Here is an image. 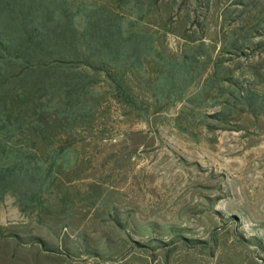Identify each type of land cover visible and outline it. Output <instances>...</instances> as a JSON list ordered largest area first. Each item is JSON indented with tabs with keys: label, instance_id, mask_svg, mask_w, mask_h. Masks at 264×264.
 Here are the masks:
<instances>
[{
	"label": "rangeland",
	"instance_id": "rangeland-1",
	"mask_svg": "<svg viewBox=\"0 0 264 264\" xmlns=\"http://www.w3.org/2000/svg\"><path fill=\"white\" fill-rule=\"evenodd\" d=\"M67 1L75 19L82 4L103 6L155 36L162 60L193 58L199 40L210 58L191 63L200 75L181 99L161 101L155 58L135 71L80 63L96 80L94 117L76 133L45 212L24 210L10 192L0 200V264H264V116L232 101L264 95V0ZM60 139L29 142L44 159Z\"/></svg>",
	"mask_w": 264,
	"mask_h": 264
},
{
	"label": "trees",
	"instance_id": "trees-1",
	"mask_svg": "<svg viewBox=\"0 0 264 264\" xmlns=\"http://www.w3.org/2000/svg\"><path fill=\"white\" fill-rule=\"evenodd\" d=\"M133 25L103 6L82 4L75 19L67 0H0V200L10 192L24 210L45 212L60 169L71 166L76 133L88 127L96 111V80L80 71V63L94 71H135L155 58L162 70L155 81L156 101L181 99L199 78L191 63L210 58L205 42L191 46L197 52L189 60H162L155 36L134 31ZM110 79L124 105L138 110L134 95L116 76ZM232 101L264 116V95L244 90ZM52 132L64 143H49L41 159L30 137L43 144ZM56 199L68 216V198L59 193Z\"/></svg>",
	"mask_w": 264,
	"mask_h": 264
}]
</instances>
